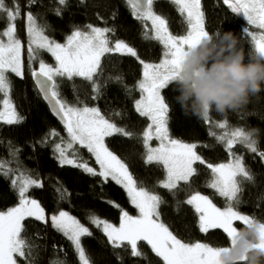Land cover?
<instances>
[{"label": "snow or ice", "instance_id": "obj_1", "mask_svg": "<svg viewBox=\"0 0 264 264\" xmlns=\"http://www.w3.org/2000/svg\"><path fill=\"white\" fill-rule=\"evenodd\" d=\"M36 2L37 0H28L27 6L30 8ZM84 2L85 0H80L81 4ZM169 2L177 5L179 13L185 18L188 28L186 35H174L169 30L168 20L155 13L154 0H127L137 20L151 23L152 35L149 36L145 24L143 38L159 41L165 49L164 58L159 63L139 61L143 65V79L138 87L143 95L141 99L135 101V109L141 116L151 121L142 133V144L146 149V156L142 157L144 163L162 166L166 177L163 181H157V186L169 190L175 197L177 191L183 190L179 188L181 183L191 188V178L199 174L194 164L199 162L205 165V160L196 152L197 143L170 138L169 105L161 93L179 75L181 60L186 50L193 47L209 32L205 26L202 0H169ZM57 3L66 6L67 0H57ZM223 3L233 13L243 15L249 25L260 30L259 35L249 32L247 27L243 31L249 32L252 36L255 53L264 57V0H223ZM55 11L57 15L61 14V8ZM21 18V8L17 0H12L11 8L6 5V0H0V20L6 22L5 28L0 30V94H3V99L0 100L2 105L0 121L7 125L19 124L24 119L12 102L10 95L12 85L9 78V73L20 79L25 76L24 46L16 34L15 23ZM23 18L27 21L29 74L34 79L36 90L48 102L50 110L59 118L67 133V139L60 137V142L54 145L59 164L79 167L92 176H100L104 182L111 179L126 191L130 204L138 210V214L133 216L115 202L106 201L120 209L119 225L116 226L95 215L88 217L89 222L102 232L113 249L124 248L127 245L126 250H129L134 258L147 259V254L138 247L140 242H146L163 264H224L222 254L226 248L223 246L213 247L202 242L186 243L173 234L160 220L159 207L164 203L162 198L142 186V181L138 185L128 165L105 143L106 138L115 134L127 138L135 135L137 139H141L140 134H133L124 127L117 126L101 113L99 107L88 106L79 99L78 95L75 104L61 98L58 77L67 78L69 81L74 77L83 78L92 84L93 92L99 95L100 86L96 83L95 77L103 75L102 58L111 53L137 57L136 50L123 41L117 40L112 44L108 34L114 33V28L95 27L89 24L85 26L87 30H80L73 26L75 30L66 36L64 43H59L45 34V26L37 23L36 16L31 11L25 13ZM41 52L50 53L54 58L55 66L41 59ZM33 62L38 64V68L32 67ZM109 79L119 81L121 77H109ZM72 90L76 94L77 86L74 83ZM219 127L224 128L225 124L221 123ZM48 136L59 137V133L52 130L39 143L46 144ZM217 139L226 141L231 159L216 165L206 164V168L211 173V179L206 182V186L226 199V207L223 209L217 207L208 196L199 192L191 194L184 203L193 206L195 213L198 214V226L202 233H208L210 229H222L227 234L230 245H235L239 232L234 225L236 222H242L243 226L255 225L259 228L261 240L258 246L264 247V223L256 224L252 217L241 214L233 207V202L239 203L238 194L242 191L238 177L253 180L245 167L243 157L232 152L233 146L242 143L250 152L257 153V143L247 137L242 129L225 133ZM153 140L158 141V146H152ZM8 143L11 145L10 141ZM77 145L94 156L99 166L98 172L90 167L82 156L77 155ZM19 151V149H10V156L15 159ZM259 155L264 159V152H260ZM10 163L11 161L0 159V175L6 179L10 175L15 176L11 180V185L17 192L18 204L0 211V264H17V257L23 258L26 264H33L35 260L33 250L38 246L29 243L22 236L23 221L26 218H35L45 225L50 220L52 228L71 242L78 264H92L81 243L82 237L92 236L90 229L66 211L46 216L39 202L27 195L30 188L42 187V183L27 174V170L10 167ZM57 191L61 199L68 195L66 189H57ZM180 204L178 200L177 210ZM53 248L54 251H58L55 245ZM64 257L63 260H51L49 264H67L66 252ZM116 258L122 261L118 253ZM242 260H246V257Z\"/></svg>", "mask_w": 264, "mask_h": 264}, {"label": "trees", "instance_id": "obj_2", "mask_svg": "<svg viewBox=\"0 0 264 264\" xmlns=\"http://www.w3.org/2000/svg\"><path fill=\"white\" fill-rule=\"evenodd\" d=\"M23 2L25 0H17L22 18L15 22L16 29L22 37L24 14L31 11L36 16L37 23L45 26V34L59 43L65 42L66 36L75 30L73 26L87 30L85 26L90 24L95 27L114 28V33L108 34L110 41H124L138 52L139 57L111 53L102 58L103 75L95 77L96 83L100 86L99 95L93 92L92 84L83 78L74 77L71 81L64 78L57 83L60 85L62 99L75 104L78 95L79 99L88 106L99 107L101 113L117 126L124 127L133 134H140L141 139H137L135 135L127 138L115 134L107 138V145L128 165L138 185L142 181V186L162 198L164 203L159 207L160 220L174 235L186 243L202 242L213 247L230 245L227 234L222 229H210L208 233H202L198 226V214L195 213L193 206L184 202L191 194L199 192L208 196L217 207L221 209L226 207V199L206 186V182L211 179L206 164L216 165L231 159L226 141H219L217 137L236 129L247 131L250 128H258L260 133L257 153L250 152L242 143L233 146L232 152L243 157L245 167L253 177L252 181L238 177L242 191L238 194L239 203L233 202V207L241 214L264 223V159L259 155L260 152H264V92L254 97L244 110L227 114L213 112L205 120L196 115L185 114L180 104L175 101L178 93L173 90L172 84L162 91L165 102L169 105V135L174 139L179 138L182 142L197 143L196 151L205 160V165L199 162L195 164L199 174L191 178V188L181 183L179 188L183 190L177 191L174 197L169 190L157 186V181H163L166 177L162 166L154 163L145 165L142 158L146 156L142 133L150 124V119L141 116L135 109V101L141 99L143 95L138 87L143 78V65L139 61L159 62L165 51L159 41L143 38L142 33L145 31L146 23L134 17L126 0H85L83 4L80 0H67L66 6L59 5L57 0H37L30 8L27 6V0L25 9L22 8ZM6 5L11 8L12 0H6ZM153 7L158 14L168 20L169 30L174 35L187 33L186 20L179 13L177 5L168 0H158L154 2ZM57 8H61L60 15L56 14ZM202 8L208 32L217 29L232 31L239 37L240 46L245 49L247 58L250 59L251 54H255L254 40L246 36L243 31L247 27L245 21L238 14L233 13L223 0H202ZM5 26L6 22L0 20V30ZM147 30L151 36L148 26ZM11 76L10 74L9 78ZM117 76L121 77L119 81L109 79ZM10 81L11 99L15 100L24 119L21 123L13 125L0 121V141H2L0 159L11 161L9 166L12 168L27 170V174L42 183V187L29 189L31 199L39 202L46 216L67 211L90 229L92 236H84L82 244L92 264H163L146 242H140L139 247L147 254V259L132 257L130 251L126 250L127 245L124 248L113 249L102 232L89 222L88 217L95 215L113 224L120 223V209L106 201L115 202L130 215H136L137 209L130 204L126 191L111 179L104 182L100 176H92L79 167L59 164L54 145L60 142V137L65 138L64 126L48 111V106L35 89L32 78L25 82L12 76ZM73 83L77 86L76 94L72 90ZM2 97L3 94H0V100ZM221 123L225 124L224 128L219 127ZM52 130L58 132L59 137L48 136L46 144L41 145L39 142ZM76 148L78 156H82L87 163L97 166L94 156L85 148L78 145ZM10 149L20 150L15 159L10 156ZM14 178L13 175L7 179L0 175V211L18 204L17 192L11 185V180ZM57 189H66L68 195L61 199ZM178 200L181 202L179 210H177ZM23 224L22 236L29 243L38 246L33 250L35 257L33 264H49L51 260H63L65 252L67 264H78L71 242L62 233L55 231L51 223L45 225L35 218H26ZM236 224L239 228L243 227L241 222ZM54 245L58 251H54ZM116 253L122 257V261L117 260ZM20 259L26 264L23 258Z\"/></svg>", "mask_w": 264, "mask_h": 264}, {"label": "clouds", "instance_id": "obj_3", "mask_svg": "<svg viewBox=\"0 0 264 264\" xmlns=\"http://www.w3.org/2000/svg\"><path fill=\"white\" fill-rule=\"evenodd\" d=\"M171 84L178 93L175 101L185 114L207 120L213 112L244 110L264 92V57L255 53L247 58L236 34L217 29L186 50L179 75ZM259 133L258 128L245 131L255 143ZM238 232L235 245L223 246L224 264H264V247L258 246L259 228L245 225Z\"/></svg>", "mask_w": 264, "mask_h": 264}, {"label": "rangeland", "instance_id": "obj_4", "mask_svg": "<svg viewBox=\"0 0 264 264\" xmlns=\"http://www.w3.org/2000/svg\"><path fill=\"white\" fill-rule=\"evenodd\" d=\"M27 0H25V2H26ZM156 1H158V0H154V2H156ZM169 1V0H168ZM154 4V3H153ZM178 7V6H177ZM153 9H154V7H153ZM202 10H203V8H202ZM155 11V10H154ZM155 13H157L156 11H155ZM158 14V13H157ZM239 15V14H238ZM244 21H245V23H246V25H247V28L249 29V32H255V33H257V35H259V32H260V30L259 29H257L255 26H253V25H249L248 23H247V21L244 19V17H243V15H239ZM23 28H22V33H23V37L18 33V31H17V29H16V34H17V36H18V38L21 40V42H22V44H23V59H24V64H25V76H24V78H23V80L25 81V82H28V80L30 79V78H32V76L29 74V70H28V53H27V45H28V36H27V21H26V18H23ZM145 22V21H144ZM146 24H147V26H148V28H149V30L151 31V23L150 22H145ZM151 35H152V33H151ZM186 35V34H185ZM5 40H6V38H5ZM124 42V41H123ZM64 43V42H63ZM115 42H112V44H114ZM126 43V42H125ZM128 44V43H127ZM129 46H131L130 44H129ZM131 47H133V46H131ZM134 48V47H133ZM135 49V48H134ZM136 50V49H135ZM137 52V51H136ZM51 54L50 53H47V52H41V54H40V58L41 59H43L46 63H48V64H51V65H53V66H55V61H54V58L52 57V60L53 61H51ZM137 57H139L138 56V52H137ZM164 58V57H163ZM162 58V59H163ZM144 62H146V61H144ZM160 62V61H159ZM159 62H156V63H159ZM146 63H150V62H146ZM32 67H34V68H38V64L36 63V62H33V64H32ZM11 73H9V75H10ZM12 76H15L14 74H11ZM11 76V77H12ZM10 77V78H11ZM16 77V76H15ZM17 78V77H16ZM20 79V78H19ZM61 79L63 80L64 78H57V82H60L61 81ZM143 79V78H142ZM163 91V90H162ZM162 95H163V93H161ZM10 95H11V93H10ZM30 109V108H29ZM30 114H31V110H30ZM150 123H151V121H150ZM170 138H172L171 136H170ZM65 139H67V133H66V136H65ZM105 143H106V146L108 147V145H107V138H106V140H105ZM152 146L153 147H155V146H158V141H156V140H153L152 142ZM109 148V147H108ZM197 152V151H196ZM56 155L58 156V154L56 153ZM69 155H71L70 153H69ZM58 160V159H57ZM89 164V163H88ZM89 166L90 167H92V168H94V169H96L97 170V172L99 171V166L97 165V166H94V165H91V164H89ZM194 167H195V164H194ZM27 195L29 196V193H27ZM29 198H31L30 196H29ZM67 212V211H66ZM69 213V212H68ZM58 214V213H57ZM137 214H138V210H137ZM136 214V215H137ZM69 215H71V216H74V215H72L71 213H69ZM133 216H135V215H133ZM74 217H76V216H74ZM77 218V217H76ZM48 223L50 224L51 222H50V220L48 221ZM242 223V222H241ZM119 224H116V226H118ZM234 226H236L238 229H239V226L235 223V225ZM81 243H82V238H81ZM83 245V244H82ZM138 247H139V245H138ZM140 248V247H139ZM17 264H24L22 261H21V259L19 258V257H17Z\"/></svg>", "mask_w": 264, "mask_h": 264}, {"label": "bare ground", "instance_id": "obj_5", "mask_svg": "<svg viewBox=\"0 0 264 264\" xmlns=\"http://www.w3.org/2000/svg\"><path fill=\"white\" fill-rule=\"evenodd\" d=\"M22 8H26V2H23V5H22ZM253 33H255V32H253ZM244 34L246 35V36H250V37H252L251 35H249V32H244ZM257 34V33H256ZM149 35H150V33H149ZM52 58V57H51ZM33 78V77H32ZM36 89V88H35ZM27 98L29 99L30 98V96H29V92H27ZM3 99V97L1 98V100ZM12 102H13V104L15 105V109H16V111L19 113V115L20 116H22V117H24L23 115H22V113L18 110V108H17V104H16V102H15V100L14 99H12ZM47 105V104H46ZM0 107H2V105H0ZM48 111L53 115V113H52V111L50 110V108L48 107ZM54 116V115H53ZM55 117V116H54ZM176 139H179V138H176ZM192 139H194V138H192ZM191 143H194V142H191ZM48 216V215H47ZM114 225H116V224H114ZM83 238V237H82Z\"/></svg>", "mask_w": 264, "mask_h": 264}, {"label": "water", "instance_id": "obj_6", "mask_svg": "<svg viewBox=\"0 0 264 264\" xmlns=\"http://www.w3.org/2000/svg\"><path fill=\"white\" fill-rule=\"evenodd\" d=\"M127 1V0H126ZM32 80H33V83H34V79L32 78ZM42 96V95H41ZM45 101V100H44ZM46 102V104H47V106L50 108V106H49V104H48V102L47 101H45ZM53 113V112H52ZM54 115V114H53ZM55 116V118L61 123V121L59 120V118L56 116V115H54ZM62 124V123H61ZM63 125V124H62Z\"/></svg>", "mask_w": 264, "mask_h": 264}]
</instances>
